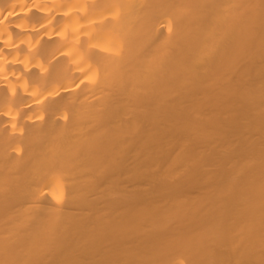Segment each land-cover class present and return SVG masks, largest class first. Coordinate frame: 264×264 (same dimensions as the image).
Masks as SVG:
<instances>
[{"label":"bare ground","instance_id":"6f19581e","mask_svg":"<svg viewBox=\"0 0 264 264\" xmlns=\"http://www.w3.org/2000/svg\"><path fill=\"white\" fill-rule=\"evenodd\" d=\"M0 264H264V0H0Z\"/></svg>","mask_w":264,"mask_h":264}]
</instances>
